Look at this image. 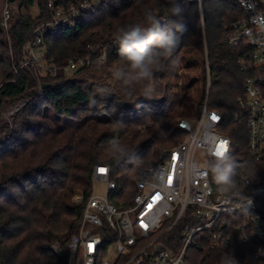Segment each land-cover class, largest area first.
<instances>
[{
    "label": "trees",
    "instance_id": "obj_1",
    "mask_svg": "<svg viewBox=\"0 0 264 264\" xmlns=\"http://www.w3.org/2000/svg\"><path fill=\"white\" fill-rule=\"evenodd\" d=\"M16 1L18 9L16 13L11 9L8 32L1 25L0 9V111L19 99L27 102L12 126L0 119V264H66L68 243L79 230L85 205L74 201V193L81 189L85 198L92 193L95 166L109 165L118 191L128 197L134 193L139 169L156 164L162 149L175 147L185 137L178 127L179 119L196 117L207 96L209 107L223 114L220 129L233 141L228 160L237 165L235 179H240L241 173L251 179L253 188L264 184V163L252 156L247 124L240 118L245 108L239 99L247 73L237 61L240 51L231 48L227 35L231 25L245 14L233 0H201L200 6L199 0H191L179 6L186 30L180 34L176 48H194L203 68V85L197 99L190 95V88L179 85L175 91L164 92L160 100L140 97L132 107L121 103L123 110L115 113L110 109L120 101L117 94L94 96L81 79L69 78L65 72L50 78L56 82L49 83L40 96L28 70H12L32 30L51 16L50 0ZM34 2L39 12L36 18L28 13ZM173 3L104 0L75 26L46 36L45 58L63 66L94 45H100L99 49L107 46L109 57L118 58V30L130 24L147 26L149 13L162 23L176 19L171 15L175 11ZM162 15L165 20L160 19ZM171 61L173 65L183 64L178 57L172 56ZM208 73L211 86L207 90ZM98 104H106L105 113L80 115L92 107L97 109ZM114 136L131 149L118 159L106 150ZM125 187L129 188L126 194ZM258 247V242H243L241 238L221 247L201 240L190 247L189 264H264Z\"/></svg>",
    "mask_w": 264,
    "mask_h": 264
},
{
    "label": "built area",
    "instance_id": "obj_2",
    "mask_svg": "<svg viewBox=\"0 0 264 264\" xmlns=\"http://www.w3.org/2000/svg\"><path fill=\"white\" fill-rule=\"evenodd\" d=\"M68 1H49L50 19L36 25L21 46L16 73L24 69L33 74L31 68L38 66L46 74H56V63L43 58L46 36L75 26L104 2ZM233 1L245 14L227 35L231 48L240 51L237 61L247 73L239 99L245 108L240 118L247 124L252 156L264 163V0ZM10 18L11 9H4L1 25L6 32ZM87 64L88 59L71 58L62 67L72 75ZM20 108L16 105L13 111ZM199 109L195 123L191 118L179 119L185 137L165 150L156 164L139 169L134 193L128 197L118 191L109 165L95 166L93 177L106 185V195L77 194L76 201L85 205L79 230L68 243L66 264H189L194 243L230 246L238 238L258 242V256L264 260V184L253 188L251 179L241 173L240 179L234 178L235 187L221 190L215 184L210 162L229 159L233 141L220 129L223 114L209 107L208 96ZM128 192L125 187L123 193Z\"/></svg>",
    "mask_w": 264,
    "mask_h": 264
},
{
    "label": "rangeland",
    "instance_id": "obj_3",
    "mask_svg": "<svg viewBox=\"0 0 264 264\" xmlns=\"http://www.w3.org/2000/svg\"><path fill=\"white\" fill-rule=\"evenodd\" d=\"M190 1L191 0H179V6L188 5ZM202 1L201 0L198 1L199 6L202 4ZM18 5L19 3L16 0H0L1 12L4 9L8 8V9H13L14 13H16L18 9ZM28 13H30L33 18L37 17L39 13L37 2H34V4L31 5L30 9L28 10ZM160 19L165 20V16L162 15ZM7 40L9 43V52L13 58L14 54L12 53L13 49L11 46V41L8 38ZM99 47L100 45L90 46L84 55L77 58V59H88V64L85 66L83 70H81V72L74 73V76L73 74L72 76L68 74L67 75L69 76V78L76 77V78L81 79L84 85L91 91V93L94 96L98 95V93L117 94V96L120 98V101L116 102L115 106L110 109L111 113H115L117 111L123 110V106L121 105V103H129L131 104V107H132V105H134L135 103V100L141 97L139 94L140 87L135 86L132 89H126L123 86H121L120 83L112 81L110 71H109L110 67L113 65L119 66L125 62L121 59L120 56L118 58H114V57L110 58L109 57L110 50H108L107 46L102 47V49L101 48L99 49ZM197 55L198 54L196 53L195 49L192 47L182 48V49L176 48L172 55L173 58L178 57V59L180 58L183 61V57H184V59L186 60L183 61L182 65L178 66V65H173L171 61L172 60V57H171L168 61L165 62V67L163 71L155 72L153 79L156 83L157 91L158 89H162V91L161 92L158 91V97L152 100H160L162 96L164 95L163 94L164 92L166 94L171 91H175L176 87H179V85L180 86L183 85L187 89L190 88V92H189L190 95L193 98L197 99L199 95V91L201 90L202 85H203V75H204L202 65ZM44 57L45 56H43V58ZM43 58L41 60H43ZM19 60L20 58L19 56H17V62ZM207 63H208V60L206 58V65ZM15 65L12 67L13 71H15L14 68H17ZM56 68H57L56 74H46L45 69H43L45 71L44 72L42 69H39L38 66L31 68L33 71L32 72L33 74H30V75L33 77V79H35L37 83V91L40 96H41L40 94L41 88L45 90V88L43 87L45 83L54 84L56 82L54 79H50V78H53L56 75L64 73V69L62 66H56ZM208 75L209 74L206 75L207 76V83H206L207 90H208ZM42 93H44V91ZM189 98L192 99L191 97ZM26 102H27L26 99H19L9 104H6L4 109L0 111V119H3L7 123H9L10 126H12V121L14 117L24 107ZM16 105H20L21 108L20 110L18 109L17 112L16 111L14 112L13 108ZM106 110H107L106 104H98L97 109L96 107L95 108L92 107L90 109H87L85 112H80V115L102 114V113H105ZM129 110L130 108L126 109V113H128ZM191 119L193 120L194 123L196 122L195 117ZM139 129H141L142 131L144 130V127L139 126ZM164 151L165 149H162L160 151L159 157ZM106 190L107 188L105 184L98 182V180L96 179L93 180V184H92V194L93 195L105 196ZM80 192L83 193L81 189H78V190L76 189L74 193L75 195L73 198L75 202H77L76 196ZM77 203H83V202H77Z\"/></svg>",
    "mask_w": 264,
    "mask_h": 264
},
{
    "label": "clouds",
    "instance_id": "obj_4",
    "mask_svg": "<svg viewBox=\"0 0 264 264\" xmlns=\"http://www.w3.org/2000/svg\"><path fill=\"white\" fill-rule=\"evenodd\" d=\"M173 7L175 11L171 12V15L177 17L176 19L162 23L154 14L149 13L147 26L130 24L121 27L115 35L120 57L125 63L110 67L111 79L126 89L139 86V94L143 99L151 100L158 97L154 74L164 70L165 62L172 57L179 44L180 34L186 30L179 0H174ZM137 107H142V104H137ZM106 150L117 159L131 151L118 136L108 141ZM209 171L221 190H227L228 186L235 187L237 165L234 162L226 158H217L210 162Z\"/></svg>",
    "mask_w": 264,
    "mask_h": 264
},
{
    "label": "water",
    "instance_id": "obj_5",
    "mask_svg": "<svg viewBox=\"0 0 264 264\" xmlns=\"http://www.w3.org/2000/svg\"><path fill=\"white\" fill-rule=\"evenodd\" d=\"M48 86H49V84H46V83L43 85L44 88H46V87H48ZM199 111H200V109L198 110V112H199Z\"/></svg>",
    "mask_w": 264,
    "mask_h": 264
},
{
    "label": "snow or ice",
    "instance_id": "obj_6",
    "mask_svg": "<svg viewBox=\"0 0 264 264\" xmlns=\"http://www.w3.org/2000/svg\"><path fill=\"white\" fill-rule=\"evenodd\" d=\"M218 155H223V153H217Z\"/></svg>",
    "mask_w": 264,
    "mask_h": 264
}]
</instances>
